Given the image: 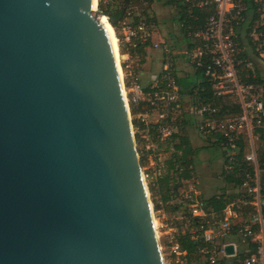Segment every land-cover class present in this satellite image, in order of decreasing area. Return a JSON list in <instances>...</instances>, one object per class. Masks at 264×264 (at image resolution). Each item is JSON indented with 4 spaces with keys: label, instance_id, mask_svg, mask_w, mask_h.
<instances>
[{
    "label": "water",
    "instance_id": "1",
    "mask_svg": "<svg viewBox=\"0 0 264 264\" xmlns=\"http://www.w3.org/2000/svg\"><path fill=\"white\" fill-rule=\"evenodd\" d=\"M98 14L0 0V264H164Z\"/></svg>",
    "mask_w": 264,
    "mask_h": 264
},
{
    "label": "built area",
    "instance_id": "2",
    "mask_svg": "<svg viewBox=\"0 0 264 264\" xmlns=\"http://www.w3.org/2000/svg\"><path fill=\"white\" fill-rule=\"evenodd\" d=\"M154 1L97 0L95 7L105 6L101 11L128 68L122 84L127 106L140 120L137 130H142L149 152L168 148L162 163H176L175 154H181L175 149L177 136H188L189 124L196 137L220 150L227 159L224 168L235 167L241 181V190H229L239 197L217 212L207 208L193 164L187 166L189 176L175 182L181 191L176 189L172 202L182 212L184 227L174 230L170 254L175 264H264V0H171L176 13L184 6L189 12L212 7L203 22L197 16L192 24L177 22V48L153 37ZM114 5L123 11L116 22L109 13ZM150 49L159 51L160 65L143 83L138 72ZM179 71L192 74L188 89H182ZM220 97L231 99L239 111L230 105L229 112L221 113ZM175 167L182 172L180 162ZM162 170L157 169L158 175ZM181 236L196 244L193 252L180 245ZM228 244L232 253L226 252Z\"/></svg>",
    "mask_w": 264,
    "mask_h": 264
},
{
    "label": "rangeland",
    "instance_id": "3",
    "mask_svg": "<svg viewBox=\"0 0 264 264\" xmlns=\"http://www.w3.org/2000/svg\"><path fill=\"white\" fill-rule=\"evenodd\" d=\"M101 6V8H100ZM98 7V11L104 9V5L100 4ZM153 11L155 14V30L153 37L158 41H165L171 47H179V38L180 33L177 27L176 21H174L176 15V8L174 4L166 3V0H155L153 4ZM97 11V10H96ZM99 15V14H98ZM100 16V15H99ZM116 38V36H115ZM116 47L118 52V45L116 41ZM123 49L122 46L120 47ZM124 50V49H123ZM122 52V51H121ZM119 65L121 76L124 81V75L127 76L128 68L125 64L121 55L119 56ZM147 55V53H146ZM149 58L145 60L147 62V66L152 69V71H156L160 65V57L159 51H155L150 49L148 51ZM135 63V59H133V65ZM178 63L188 69L189 67L185 64L183 59L178 60ZM186 71H179V74H187L188 76H192L191 73ZM128 81V79H126ZM129 105V104H128ZM129 115L131 120V125L135 137L136 147L140 159L141 170L143 172L145 185L147 187L149 199L151 201V207L153 209V217L155 220V228L157 232V237L159 240V245L161 248V253L163 256L164 264H175L174 257L170 254L171 249V239L172 235L174 236V230L180 229L184 227L182 218H181V210H172L169 206H164L160 209H154L153 200H159V196L157 195L155 199L151 196L150 186L154 188L157 187L158 179L165 173L167 167L166 163H162L164 160V156H167L168 148H164V150H150L147 149V141L142 138V130H137V127L140 126V120L138 119L137 112L129 105ZM185 131L188 134L195 133L193 127L188 124L186 126ZM196 136V134H195ZM192 148L196 149V153L194 157H192L193 171L194 175L199 180V187L201 191V195L205 198H208L212 195H215L219 192H222L225 188H229L227 191L232 190L228 185L225 184L223 178L220 175L221 166L223 162V157L221 156L220 150L208 143L200 140L198 137L192 139L191 142ZM163 168L161 174L158 175L157 169ZM180 178L179 173L173 174V182H177ZM177 192L181 191V188H176ZM174 203V202H172Z\"/></svg>",
    "mask_w": 264,
    "mask_h": 264
},
{
    "label": "trees",
    "instance_id": "4",
    "mask_svg": "<svg viewBox=\"0 0 264 264\" xmlns=\"http://www.w3.org/2000/svg\"><path fill=\"white\" fill-rule=\"evenodd\" d=\"M166 3L168 4H174L171 0H166ZM178 5V4H177ZM180 6V5H178ZM101 8V6H100ZM121 10H117L116 6L114 5L112 8L109 9V13L112 16L119 15ZM212 12V7H202L197 8L194 7L189 12L185 9V6L183 8L182 12L176 13L174 21L176 23L178 21H184L185 24H192L194 23V19L192 16H197L199 18L200 22L204 21V18L209 15ZM180 31H184V28H180ZM191 78V76H189ZM217 104L220 105V111L221 113H227L229 112L227 109L230 107V105H233L232 111L238 112L239 107L237 104H234L231 99H223V98H217ZM179 143L175 144L176 150H181V154H175V160L176 163L180 162V167L183 168L182 172H179V166L176 169L173 161H167V167L165 173L158 179L157 187L154 188L153 186H150L151 196L153 199L158 195L159 200H153L154 203V209H160L163 208L165 205L171 207L172 210H177V207L175 204L172 203V199L176 192V186L173 182V174H178L180 177L187 178L189 176V170L187 169V166L189 164H192V157H194V154L196 153V149L192 148L191 142L189 140V137L186 135H179L177 136ZM223 157V162L221 165V171L220 175L223 178L226 185H228L230 188H237L241 190V181L240 177L236 173L235 167L232 170H227L224 168L223 163L227 162V159L221 154ZM243 157V153L240 151L238 155V160H240ZM262 179L264 180V175L262 176ZM229 189V188H228ZM227 188H225L222 192H219L215 195H212L208 198H204L206 202L207 208H212L214 210H217V212H220L222 208L225 206V204L228 202V200H233L239 197L240 193L237 192H228ZM178 242L180 245L186 249L188 252H193L195 249L196 244L193 241H190L188 237L181 236L178 237Z\"/></svg>",
    "mask_w": 264,
    "mask_h": 264
},
{
    "label": "crops",
    "instance_id": "5",
    "mask_svg": "<svg viewBox=\"0 0 264 264\" xmlns=\"http://www.w3.org/2000/svg\"><path fill=\"white\" fill-rule=\"evenodd\" d=\"M139 76L143 83H147L149 80H151L152 76L154 75L155 71H152L150 67L147 66V62H143L141 68L139 69ZM193 77L191 78L187 74H179V82L181 84L182 89H188L190 84L192 83ZM190 142H192V139L196 138L195 133L188 134ZM222 164L220 163V166Z\"/></svg>",
    "mask_w": 264,
    "mask_h": 264
},
{
    "label": "bare ground",
    "instance_id": "6",
    "mask_svg": "<svg viewBox=\"0 0 264 264\" xmlns=\"http://www.w3.org/2000/svg\"><path fill=\"white\" fill-rule=\"evenodd\" d=\"M96 2H97V0H94V9L96 7ZM98 21L101 23V25L103 26V28H105V27L108 28V30L110 32V35L112 37L113 44H114V47H115L116 57H117V63H118V69H119V75H120V81H121L122 91H123L124 100H125V103H126L125 91H124V88H123L122 76H121V71H120V65L121 64L119 65V62H120L119 61V57H118L119 49H118V52H117V47H116L117 38H115V33H114V30H113L112 25L107 20V18H106V16L104 14H101L100 16H98ZM117 45H118V43H117ZM119 56H120V54H119ZM126 106H127V103H126ZM127 110L129 112L128 106H127ZM129 118H130V115H129ZM153 225H154V228H155V220H154V217H153ZM155 231H156V228H155ZM156 235H157V232H156Z\"/></svg>",
    "mask_w": 264,
    "mask_h": 264
}]
</instances>
